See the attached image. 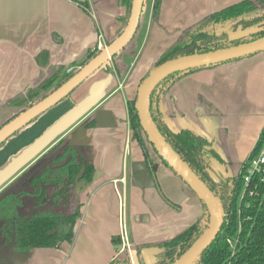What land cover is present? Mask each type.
Wrapping results in <instances>:
<instances>
[{"label": "crops", "instance_id": "0c3cea01", "mask_svg": "<svg viewBox=\"0 0 264 264\" xmlns=\"http://www.w3.org/2000/svg\"><path fill=\"white\" fill-rule=\"evenodd\" d=\"M80 1L0 0V125L14 115L10 102L29 86L59 66L78 70L89 51L105 48L123 28L127 10L119 0H86V10ZM240 1L162 0L154 22L149 0L146 17L142 20L141 13L140 27L122 51L3 143L0 192L62 139L92 148L96 179L79 194L81 216L71 246L42 249L51 264H110L118 255L112 238L121 231L122 197L130 248L155 249L202 217L197 195L148 143L154 186L131 185L133 164L145 160L130 139L126 102L181 31ZM164 108L172 131L186 127L203 134L217 152L225 146L237 174L264 127V53L180 78ZM174 109L178 115H171ZM91 121L94 126L86 127ZM29 254L20 264L30 263Z\"/></svg>", "mask_w": 264, "mask_h": 264}, {"label": "trees", "instance_id": "16d2710c", "mask_svg": "<svg viewBox=\"0 0 264 264\" xmlns=\"http://www.w3.org/2000/svg\"><path fill=\"white\" fill-rule=\"evenodd\" d=\"M119 2L126 8L127 15L122 19L123 28L115 38L106 42V46L122 33L128 21L132 0ZM161 2L162 0H153L151 14L154 22L158 21ZM77 3L83 10L88 8L86 0ZM139 27L140 22L137 30ZM238 29L257 31L243 38L229 40L228 34ZM262 37L264 0H242L207 15L181 31L177 40L159 56L151 69L176 58L210 52ZM100 52L97 48L89 51L78 67H83ZM220 64L178 71L162 79L150 95V115L172 150L222 202L223 223L220 231L194 264H264V172L253 176L248 185L244 181L248 161L256 156L264 141V127L237 175L222 176L216 173L220 181L215 183L207 169L213 170V161L224 165L228 163L213 147L212 139L186 127L174 132L167 122L164 102L171 86L188 74ZM76 71L68 72L65 66H59L29 86L10 102L14 115L0 125V128L60 87ZM135 102L136 96L126 102L130 139L138 143L144 160L149 165L146 143L156 155L157 153L143 132ZM202 102L207 105L204 100ZM171 115H178L175 109ZM93 126V121L86 125ZM158 158L176 175L163 159ZM92 159L93 151L90 146H71L66 139H62L0 192V264H12L4 256L6 252L28 254L36 249H55L63 244L71 246L75 237L74 226L81 216L82 207L81 203L72 205L77 194L75 183L76 180L92 183L96 172ZM161 196L166 200L162 194ZM200 202L203 215L196 223L174 237L154 245L158 253L153 264H172L202 235L208 226L209 216L205 205L201 200ZM112 243L118 255L110 264H131L127 251L121 250L120 237H113ZM146 247L148 246L136 247L137 251L133 255L139 257Z\"/></svg>", "mask_w": 264, "mask_h": 264}, {"label": "water", "instance_id": "95a60500", "mask_svg": "<svg viewBox=\"0 0 264 264\" xmlns=\"http://www.w3.org/2000/svg\"><path fill=\"white\" fill-rule=\"evenodd\" d=\"M144 0H132L129 17L122 33L90 62L79 68L76 73L64 84L48 94L39 102L33 104L19 115L12 118L0 128V145L8 140L12 135L29 124L32 120L46 112L48 109L58 104L64 98L69 96L78 86L89 78L97 69L107 63L113 56L122 51L134 37L143 9ZM257 29L242 30L228 34L229 40H236L248 36ZM264 52V37L241 43L238 45L205 52L193 54L186 57H180L165 62L158 67L150 69L147 76L139 84L135 108L148 142L153 146L157 155L163 159L168 166L176 173L178 177L197 195L199 200L205 205L209 216V223L202 235L172 264H194L204 250L213 242L220 231L223 223L222 202L218 196H215L207 186L191 171V169L178 157L169 144L158 131L154 124L149 110V98L155 86L169 75L186 69L215 65L229 62L245 56ZM133 176L131 185L135 187H151L154 181L147 162H136L132 166ZM210 178L219 183L220 179L215 170L207 169ZM95 172L93 181L96 179ZM89 186L84 181L75 183V192L83 193ZM157 254V249L142 250L140 256L133 255L134 264H153L152 260L147 258V254ZM24 253H6L5 257L12 264H20Z\"/></svg>", "mask_w": 264, "mask_h": 264}, {"label": "rangeland", "instance_id": "374dc122", "mask_svg": "<svg viewBox=\"0 0 264 264\" xmlns=\"http://www.w3.org/2000/svg\"><path fill=\"white\" fill-rule=\"evenodd\" d=\"M148 6H149V0H144V7L142 10V20L146 17L147 13H148ZM261 53V52H259ZM264 53V52H263ZM77 68L74 69V71H76ZM11 112H14V110H11ZM0 123H2V121H0ZM4 146V144L0 145V148ZM218 150H221L220 152L218 151V154L221 156V158L224 159L225 162L228 163V165H224L223 163L219 162V161H213V170L218 171L222 176H236L237 174L234 173V169L231 165V160L229 159V157L227 156L226 153V148L225 146H217ZM83 195V194H82ZM75 199H74V204L80 203V197L79 195L75 194ZM65 244H63L62 246H64ZM67 246V245H65ZM68 247V246H67ZM137 248L134 247L131 244V250H132V255L135 254V252ZM29 257H28V262L30 259V263L29 264H51V261H49L47 259V257L44 254H47V251L41 250V249H36V250H32L31 252H29ZM129 255V254H128ZM123 256V254H122Z\"/></svg>", "mask_w": 264, "mask_h": 264}, {"label": "built area", "instance_id": "2783aa9c", "mask_svg": "<svg viewBox=\"0 0 264 264\" xmlns=\"http://www.w3.org/2000/svg\"><path fill=\"white\" fill-rule=\"evenodd\" d=\"M100 49V48H99ZM68 72L72 71V69H68ZM129 126V122H128ZM264 172V141L262 143V146L258 153L256 154L255 157L250 159L248 161V165L246 166V171H245V184L248 185L249 182H251L253 176H259L263 174ZM264 180V178L262 179ZM121 231L119 234L120 241H121V250L127 251L129 254L131 264H134L133 256H132V251L130 248V243H129V238H128V232H127V226H126V218H125V198H121Z\"/></svg>", "mask_w": 264, "mask_h": 264}, {"label": "flooded vegetation", "instance_id": "af4514ba", "mask_svg": "<svg viewBox=\"0 0 264 264\" xmlns=\"http://www.w3.org/2000/svg\"><path fill=\"white\" fill-rule=\"evenodd\" d=\"M89 185H90V184H89ZM78 195H79V194H78ZM6 253H17V252H6ZM6 253H4V256H5Z\"/></svg>", "mask_w": 264, "mask_h": 264}]
</instances>
